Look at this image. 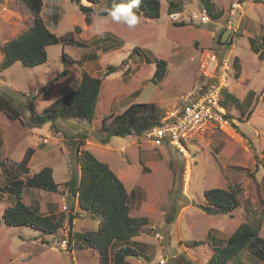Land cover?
I'll return each mask as SVG.
<instances>
[{"label":"rangeland","instance_id":"1","mask_svg":"<svg viewBox=\"0 0 264 264\" xmlns=\"http://www.w3.org/2000/svg\"><path fill=\"white\" fill-rule=\"evenodd\" d=\"M98 1L94 7L105 5L104 0ZM239 1L240 14L232 17L234 26L230 29L228 12L237 0H208L207 4L205 0H160L158 17L135 9L139 22L131 29L107 17L106 31L99 36L94 15L86 24L77 3L42 0L40 14L59 40L47 47L45 62L24 66L16 61L0 70V94L11 99L21 112V119L12 120L0 110V159L19 161L32 147L27 175L51 166L59 187L56 192L26 189L23 201L31 206L39 203L42 213H63L64 218L62 227L52 234L1 222L0 264H99L95 249L82 240H69L68 234L69 229H96L99 223L98 216L75 203L71 209V198L66 195L65 181L72 171H78L68 136L72 138L78 132L87 133L82 147L107 163L125 185L130 214L148 219L136 238L148 245L145 253L149 259L131 258L132 263L206 264L213 246L223 244L243 221L252 223L258 235L264 236V47L260 46L264 0ZM203 8L211 17L206 23L198 20ZM32 24L33 14L22 0H0V48ZM250 37L263 59L250 49ZM212 51L216 60L227 56L239 60L233 64V79L232 70L227 72L230 84L221 99L235 120L233 131L211 130L191 140L188 157L169 145L154 146L143 135H111L107 143L100 141L106 137L103 117L109 123L130 102H154L163 112L195 96L212 79L199 75V64ZM62 52L68 60L63 59ZM147 57L151 61H146ZM156 58L166 61L165 77L158 84L150 79ZM108 65L115 68L103 76L92 121L57 117L40 126H24L32 97L35 111L41 112L61 91L76 85L82 70L100 76ZM241 66L246 76L237 79ZM63 69L68 70L66 75L61 74ZM249 84L257 90L251 91ZM108 100L112 101L109 108L105 103ZM232 186L239 188L234 210L209 214L202 208L208 204L206 189ZM3 187L0 169V218L4 207L14 200ZM71 214L75 216L72 224ZM169 214L173 219L167 222ZM207 232L215 239L206 237ZM192 240L203 243L195 246ZM230 264H264V253L251 246L240 250Z\"/></svg>","mask_w":264,"mask_h":264},{"label":"trees","instance_id":"2","mask_svg":"<svg viewBox=\"0 0 264 264\" xmlns=\"http://www.w3.org/2000/svg\"><path fill=\"white\" fill-rule=\"evenodd\" d=\"M22 1L33 14V24L2 45L0 48L2 53L0 70L10 67L16 61L24 66H34L45 62L47 60V47L59 40L58 36L47 27L40 14L43 6L42 0ZM70 1L78 4L79 9L85 15L86 24H90L91 16L94 15V9H96L93 5L100 3V1L84 0L85 3H82V0ZM104 1V8H111L114 4L122 2V0ZM207 2L208 0H205L206 4ZM137 9L148 17H158L160 15V0H141ZM134 11L138 12L135 9ZM183 24V22L176 23V25ZM261 30L260 46L264 47V25ZM109 35L111 34H108L107 37L111 38ZM113 40H115L114 37ZM248 42L250 48L263 59L262 53L255 46L252 37L248 39ZM62 57L67 59L65 52H62ZM234 59L238 60L236 57ZM146 61L151 60L147 57ZM114 68L115 66L108 65L107 70L100 76H93L82 70L79 79L75 82L76 85L61 91L41 112L35 111L34 97H32L27 104L29 110L27 121H22L24 126L27 128L40 126L49 121L54 122L57 117L84 118L89 122L92 121L95 116L103 76L113 71ZM67 72L68 70L63 69L61 74L66 75ZM165 73L166 61L163 58H156L155 69L150 77L151 81L156 84L160 83L165 77ZM226 90H221L222 97ZM0 110L12 120L21 119V112L18 107L13 104L11 99L2 94H0ZM161 115L160 109L154 102H130L121 112L115 114L109 123L105 122L106 116L103 117L102 126L106 130V137L100 141L103 144L107 143V136L111 135L141 136L146 130L158 124ZM68 137V143L75 151L78 166V171H72L71 176L65 181L66 195L71 198L70 207L73 209L75 203L79 209L99 217L96 229L83 231L69 229V240H82L88 247L95 249L98 253L99 264H133L130 259L140 257L148 260L149 256L145 253L148 245L136 238L148 223V219L144 216L139 217L130 214L129 193L121 179L107 163L100 161L92 151L82 147L87 138V133L78 132L72 138L71 136ZM33 151L32 147H28L19 161H8L6 157L0 159V169L4 177L6 192L12 198L14 197V202L4 207L0 224L3 222L5 225L13 227L30 226L41 230L43 233L52 234L62 227L64 214L42 213L39 203H34L31 206L23 201V194L26 189L35 188L47 192H56L59 187V184L54 180L51 166H43L31 175H27L28 163ZM261 165L264 169V161L261 162ZM23 175L25 176L22 177ZM238 195V186L206 189L204 196L208 204L202 208L209 214L232 211L238 206ZM74 217L71 214L72 220ZM172 219V214L166 217L167 222ZM72 220H70L71 224ZM206 237L215 239L211 232H207ZM191 243L196 246L203 243V240H192ZM251 246H257L264 253V236L258 235V230L252 223L240 222L223 244L213 246L206 264H230L240 250ZM111 248H114L112 253Z\"/></svg>","mask_w":264,"mask_h":264},{"label":"built area","instance_id":"3","mask_svg":"<svg viewBox=\"0 0 264 264\" xmlns=\"http://www.w3.org/2000/svg\"><path fill=\"white\" fill-rule=\"evenodd\" d=\"M239 7L233 2L231 12ZM210 20L206 10L199 15V21ZM215 53L208 54V58L199 64V75L202 78H212L204 83L194 97L187 98L181 105L165 110L157 125L143 133L144 138L154 146L169 145L184 157L190 156L188 142L207 134L211 130L228 131L233 128L234 118L226 115L221 104V90L228 85L227 60H220ZM65 243V240H64ZM163 262V260H161Z\"/></svg>","mask_w":264,"mask_h":264},{"label":"clouds","instance_id":"4","mask_svg":"<svg viewBox=\"0 0 264 264\" xmlns=\"http://www.w3.org/2000/svg\"><path fill=\"white\" fill-rule=\"evenodd\" d=\"M141 0H122L121 3L119 4H114L113 7L111 8H104V7H100V8H96L94 9V24H95V30H96V34L99 36H103L104 32L106 31V25L108 23L107 17H110L111 20L117 24H125L128 28H134L138 22H139V17L137 15V13L134 11V9H137L139 4H140ZM237 2L239 3V7L235 8L234 12H228V15L231 16V18L228 20L229 21V25L227 26L229 29L231 28V25L234 26L233 24V20L232 17L238 13L239 10L241 9V5L242 2L237 0ZM232 6V5H231ZM205 9V8H203ZM206 10V9H205ZM231 10V9H230ZM207 12V10H206ZM200 15V14H199ZM210 17V15H209ZM211 18V17H210ZM198 20H199V16H198ZM200 22V21H199ZM208 22V21H207ZM202 23V22H201ZM206 23V22H204ZM213 53L216 52L212 51ZM217 56V55H216ZM230 56H227L226 58H219L220 60H227V64L230 66V70H232V76L231 79L234 78V61L229 59ZM233 59L235 57H232ZM238 58V57H237ZM229 62V63H228ZM229 76H228V85L224 88L227 89L230 82H229ZM196 95V93H195ZM194 97V96H193ZM222 97V95H221ZM223 98V97H222ZM185 102V101H184ZM183 102V103H184ZM182 103V104H183ZM222 104V103H221ZM181 105V104H179ZM176 106V105H175ZM223 106V105H222ZM173 107V106H172ZM171 108V107H170ZM225 112V106H223ZM168 109V108H167ZM166 109V110H167ZM165 111V110H164ZM163 111V112H164ZM161 112V113H163ZM226 115H228V113L226 112ZM230 117V116H229ZM231 118V117H230ZM234 128V125H233ZM232 128V129H233ZM234 210V209H233ZM161 259V258H160ZM163 260V259H162ZM160 261V260H159ZM164 261V260H163ZM163 263V262H162Z\"/></svg>","mask_w":264,"mask_h":264},{"label":"crops","instance_id":"5","mask_svg":"<svg viewBox=\"0 0 264 264\" xmlns=\"http://www.w3.org/2000/svg\"><path fill=\"white\" fill-rule=\"evenodd\" d=\"M114 34H115V32H114ZM248 40V39H247ZM249 45V44H248ZM249 47H250V45H249ZM251 49V48H250ZM230 50H232V49H230ZM244 76H246V75H244L243 74V71H242V66H241V71H240V74H239V76L237 77V79L238 78H240V77H244ZM250 85V84H249ZM249 89H251V91H254V90H257V89H254L253 87H251V85H250V87H249ZM99 95H101V93H99ZM234 99L236 98V96H234L233 97ZM102 101V100H101ZM109 102H105L107 105H108V107L107 108H109V105L112 103V101L111 100H108ZM105 106V104L102 102V107H104ZM175 106V105H174ZM254 111H256V109L254 110ZM249 120H251V118L249 119ZM243 122V121H242ZM246 122V121H245ZM232 131H233V129H231ZM229 131V130H228ZM230 132V131H229ZM13 200V199H12ZM12 202H14V200L12 201ZM131 210V209H130ZM3 211V210H2ZM134 264V263H133Z\"/></svg>","mask_w":264,"mask_h":264},{"label":"water","instance_id":"6","mask_svg":"<svg viewBox=\"0 0 264 264\" xmlns=\"http://www.w3.org/2000/svg\"><path fill=\"white\" fill-rule=\"evenodd\" d=\"M71 217V216H70ZM69 217V219L71 220V218Z\"/></svg>","mask_w":264,"mask_h":264}]
</instances>
